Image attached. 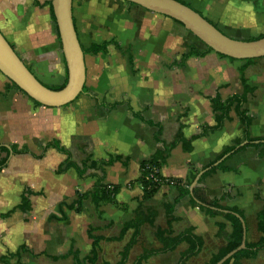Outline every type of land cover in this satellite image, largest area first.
Masks as SVG:
<instances>
[{"label": "crops", "instance_id": "1", "mask_svg": "<svg viewBox=\"0 0 264 264\" xmlns=\"http://www.w3.org/2000/svg\"><path fill=\"white\" fill-rule=\"evenodd\" d=\"M50 1L0 0V32L49 88L66 77ZM182 1L230 38L264 34V0ZM71 10L85 68L74 101L42 106L0 73V264H72V252L84 264H115L132 231L109 239L138 211L154 219L140 227L127 264L160 248L157 232L185 230L203 241L186 264H205L224 241L217 236L222 219L190 196L202 171L193 188L239 210L245 242L259 240L264 154L261 147L240 149L246 140L234 146L242 138L239 121L232 110L218 123L211 99L240 95L244 79L252 89L243 104L252 117L248 133L263 137L264 56L247 61L209 51L184 58L188 45L204 47L182 24L124 0H72ZM103 43L105 50L92 52ZM154 157L164 182L144 197L140 166ZM179 182L188 189L181 197ZM98 184L115 187L114 200L94 202ZM94 239L100 241L91 263ZM186 248L140 264H177ZM240 263L264 264V251Z\"/></svg>", "mask_w": 264, "mask_h": 264}, {"label": "trees", "instance_id": "2", "mask_svg": "<svg viewBox=\"0 0 264 264\" xmlns=\"http://www.w3.org/2000/svg\"><path fill=\"white\" fill-rule=\"evenodd\" d=\"M187 6L188 4L184 3L182 0H177ZM181 24V23H180ZM264 36V34L252 38L250 40H255L260 37ZM198 40V39H197ZM199 41V40H198ZM200 42V41H199ZM201 43V42H200ZM107 43H103L101 47H94L92 48V52L95 53L99 49L105 50V46ZM204 47L203 51H198V49L193 45H188V51L184 54V58L188 55L192 54H199L202 55L206 52L212 51L209 47L201 43ZM247 61H251L252 59H246ZM66 83V77L64 82L61 85L51 87V89L58 90L64 86ZM14 88H17L13 83H11ZM242 86L243 91L240 95H232L224 100H221L219 97H215L211 99L212 108L215 113V118L218 123H222L225 119L229 118L230 112L233 110L238 121H239V128L242 131V138L237 139L234 142V146L240 144L241 140H246L248 145L242 146L240 149H244L247 146H253L256 148L261 147L262 155L264 154V136L259 138H252L249 136L248 128L252 122V117L244 110L243 104L246 100V96L248 93L252 91L251 87L246 84V81L242 79ZM18 89V88H17ZM21 93L25 94L23 91L18 89ZM38 104V103H37ZM231 149H228L230 151ZM4 161H0V165L3 164ZM154 167L159 171V163L157 158H152L149 160L144 161L140 166V176L138 178V183L142 188L144 197H150L153 195L157 189L161 186L164 182V179L161 175L156 173L154 176H150L149 171L150 168ZM213 170V169H212ZM208 174L206 172L203 174L205 176ZM179 190V197L188 194L187 187L181 185L179 182L178 185ZM26 194V195H25ZM24 196L22 197V206L21 209L26 210L28 208V192H25ZM116 195L115 187L111 185L105 184H98L94 188L93 192L90 194L91 199L94 202L99 201H112L114 200ZM193 196L196 200L202 203L205 206L214 207L220 210H226L227 212H221L219 210L207 208L206 212L211 217H220L222 221L217 223V236L224 241V246L218 249L217 252L211 255L210 259L205 264H215L219 259H221L226 253L236 248L243 236V228L239 221V219L235 216V213L242 217V214L236 208H228L224 207L219 203V200L215 198H210L204 190H201L198 187L193 188ZM85 195H82L81 199H84ZM154 219V214L151 213H144L141 211L136 212L134 217L125 223L120 231V234L115 239L109 240H122L125 236L127 231L131 230L132 234L128 240V242L122 247L119 252V259L115 264H127L128 254L131 247L136 243L137 237L139 234L140 227L143 224L152 223ZM257 228L261 234V237L256 242H245V248L235 253L227 262L223 264H241L240 261L245 258H254L258 251H264V207L258 212L257 214ZM156 239L160 243V248L158 249H151L145 251L144 253L140 254L133 264H140L146 258L173 251L177 248L178 245L185 243L187 245L186 250H184L181 255L180 259L177 264H186V261L191 257L196 256L202 246L203 241L202 238L193 234L191 230H185L179 234L171 235L164 232H157ZM99 239H94L92 252L90 257H87V260L93 263L97 257V246L99 243ZM70 257L72 258V264H84V261L81 260L76 252L70 253ZM2 264H9L7 259H2Z\"/></svg>", "mask_w": 264, "mask_h": 264}, {"label": "water", "instance_id": "3", "mask_svg": "<svg viewBox=\"0 0 264 264\" xmlns=\"http://www.w3.org/2000/svg\"><path fill=\"white\" fill-rule=\"evenodd\" d=\"M124 1L138 5L148 11L165 15L181 23L201 43L209 47L213 52L227 58L245 60L264 56V36L247 41L230 38L208 22L201 14L177 0ZM50 4L65 63L66 83L64 86L54 90L42 84L20 59L1 32L0 73L36 103L46 107H60L74 101L82 92L85 68L83 51L72 19V0H51ZM202 173L203 171L195 177L193 184L189 188L191 197H193L194 184ZM194 201L205 208L227 212L226 210L205 206L195 198ZM235 216L239 219L243 228L242 240L236 248L226 253L215 264L227 262L235 253L245 248L244 219L236 213Z\"/></svg>", "mask_w": 264, "mask_h": 264}, {"label": "built area", "instance_id": "4", "mask_svg": "<svg viewBox=\"0 0 264 264\" xmlns=\"http://www.w3.org/2000/svg\"><path fill=\"white\" fill-rule=\"evenodd\" d=\"M158 172H159V171H158L156 168L151 167V168H150V171H149V174H150L149 177L154 176L156 173L158 174Z\"/></svg>", "mask_w": 264, "mask_h": 264}]
</instances>
